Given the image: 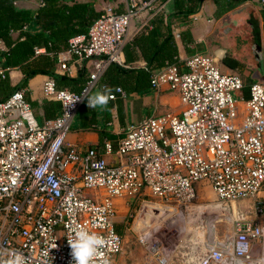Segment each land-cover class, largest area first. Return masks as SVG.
Instances as JSON below:
<instances>
[{"label": "built area", "instance_id": "1", "mask_svg": "<svg viewBox=\"0 0 264 264\" xmlns=\"http://www.w3.org/2000/svg\"><path fill=\"white\" fill-rule=\"evenodd\" d=\"M164 2L126 0L121 12L105 6L86 33L68 39L64 53L89 60L90 69L77 92L44 78L42 97L59 105L54 117L38 123L22 88L0 100V264L17 257L21 264H72L67 238L80 228L106 241L94 264H113L122 250L115 198L148 194L162 204L186 207L198 196L196 185L204 183L219 204L248 200L254 218L264 216V84L250 82L247 97L234 95L243 82L222 73L215 56L195 52L155 69L142 65L149 87L176 93L181 108L125 126L116 148L107 142L102 149L80 148L64 139L92 88L98 86L109 99L124 94L120 86L107 92L100 77L110 64L129 66L122 46L131 21L145 14L143 25L149 26ZM59 53L58 70L68 72ZM8 69L0 66V79ZM254 218L237 214L228 241L208 245L196 264H264L263 254L250 255L263 233ZM149 249L157 264H171L157 246Z\"/></svg>", "mask_w": 264, "mask_h": 264}, {"label": "crops", "instance_id": "2", "mask_svg": "<svg viewBox=\"0 0 264 264\" xmlns=\"http://www.w3.org/2000/svg\"><path fill=\"white\" fill-rule=\"evenodd\" d=\"M76 1L90 2L97 11L109 6L115 12H121L126 2V0ZM39 2L40 0H14L13 6L16 9L34 11L41 6ZM174 2V0H165L162 8V26H157L160 34L159 41L166 34V28L170 29L176 49L174 59L181 61L195 52L215 56L222 73L236 74L243 82L242 89L234 95L247 97V85L250 82L264 84V0H202L197 11L187 16L181 12L183 8L175 6ZM182 5L185 8V4ZM144 20L145 14H140L138 18L131 21L123 43V46L128 45L126 52L122 51V54L124 61L129 63V67L121 68L116 64H110L100 77V82L107 85V92L118 85L124 94H117L114 99H109L106 108L93 109L87 106L86 98L97 93L106 94V92L98 86L92 88L71 119L64 136L66 142L80 148L92 146L99 149H102L104 142H107L112 148H116L117 142L123 135L124 127L130 123L149 115L179 112L181 106L176 93L169 91L165 86L158 89L149 87L147 74H144L145 71L142 72L144 60L139 49L131 44L133 38L139 34H146L153 27L143 25ZM165 22H168L169 26H163ZM10 36L15 38L17 32H11ZM5 49L6 47L0 41V52ZM59 52L65 59L68 72L59 71L56 62L53 70L77 79L76 86L73 87L79 88L90 69L89 60L78 62L73 57L67 56L63 50ZM45 77L46 75L36 74L27 79L25 85L21 87L38 123L54 117L59 108L56 101L43 98L41 95L40 85ZM4 78L8 85L14 88L21 81V73L16 67H10L5 72ZM104 157L109 162L114 161L113 154H106ZM200 184L196 185L198 196L203 186ZM143 196L137 198L139 203ZM137 199L115 198L113 200L116 210L115 227L117 222L121 221L118 214L119 208ZM235 203L231 204L235 214L242 213L244 208L249 206L248 200ZM230 219L229 217L228 220ZM218 238L219 235L213 233L202 250L190 249L183 263L196 264L208 245L220 242ZM115 258L113 264H115Z\"/></svg>", "mask_w": 264, "mask_h": 264}, {"label": "trees", "instance_id": "3", "mask_svg": "<svg viewBox=\"0 0 264 264\" xmlns=\"http://www.w3.org/2000/svg\"><path fill=\"white\" fill-rule=\"evenodd\" d=\"M13 1L0 0V41L6 47L0 52V66L16 67L21 73V81L12 88L5 78L0 80V100L15 88L24 86L27 79L36 74L49 76L56 88H67L77 92L81 86L73 87L76 86L77 79L53 70L56 53L67 47L70 37L86 33L88 26L101 11L94 10L90 2L76 0H40L42 5L34 11L16 9ZM174 1L175 6L183 8L181 12L185 16L195 13L202 2V0ZM162 14L159 12L150 20L149 26L153 27L146 34H139L131 42L139 49L148 69H155L163 66L165 62L174 61L176 49L168 27L163 39L159 41L157 26H162ZM22 25H25L26 29L22 30ZM163 26H169L168 22L163 23ZM11 32H17V36L12 38ZM127 46L122 47L124 53ZM34 47L43 48L45 52L34 54ZM142 72L147 74L149 84L148 72L146 70ZM24 98L26 100L25 95Z\"/></svg>", "mask_w": 264, "mask_h": 264}, {"label": "rangeland", "instance_id": "4", "mask_svg": "<svg viewBox=\"0 0 264 264\" xmlns=\"http://www.w3.org/2000/svg\"><path fill=\"white\" fill-rule=\"evenodd\" d=\"M200 185L199 196L186 207L162 204L150 195L143 196L141 203L137 199L120 207L121 221L115 228L122 236V250L115 264H157L149 249L152 246L171 264H184L189 250H202L213 233L219 235V241H228L230 222L237 216L233 203L219 204L210 188ZM247 207L242 213L254 218ZM255 221L263 228L262 236L251 245L250 255L257 259L264 257V216L255 217Z\"/></svg>", "mask_w": 264, "mask_h": 264}, {"label": "clouds", "instance_id": "5", "mask_svg": "<svg viewBox=\"0 0 264 264\" xmlns=\"http://www.w3.org/2000/svg\"><path fill=\"white\" fill-rule=\"evenodd\" d=\"M86 100L89 108H106L109 102V96L103 93H97L87 97ZM67 240L73 258L72 264H94L95 258L99 255V250L106 243L104 237L100 234L90 232L83 228L73 229V234ZM12 264H21L20 258L17 257L14 259Z\"/></svg>", "mask_w": 264, "mask_h": 264}, {"label": "bare ground", "instance_id": "6", "mask_svg": "<svg viewBox=\"0 0 264 264\" xmlns=\"http://www.w3.org/2000/svg\"><path fill=\"white\" fill-rule=\"evenodd\" d=\"M264 253V252H263Z\"/></svg>", "mask_w": 264, "mask_h": 264}]
</instances>
